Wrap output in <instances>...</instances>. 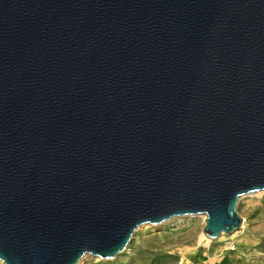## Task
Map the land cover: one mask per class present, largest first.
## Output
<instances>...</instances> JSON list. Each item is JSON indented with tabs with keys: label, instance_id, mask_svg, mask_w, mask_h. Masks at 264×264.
Here are the masks:
<instances>
[{
	"label": "water",
	"instance_id": "water-1",
	"mask_svg": "<svg viewBox=\"0 0 264 264\" xmlns=\"http://www.w3.org/2000/svg\"><path fill=\"white\" fill-rule=\"evenodd\" d=\"M262 191L264 0H0L1 264L213 241Z\"/></svg>",
	"mask_w": 264,
	"mask_h": 264
},
{
	"label": "rangeland",
	"instance_id": "rangeland-1",
	"mask_svg": "<svg viewBox=\"0 0 264 264\" xmlns=\"http://www.w3.org/2000/svg\"><path fill=\"white\" fill-rule=\"evenodd\" d=\"M236 212L242 227L230 236L202 243L203 216L174 218L140 226L113 260L85 256L78 264H264V191L240 197Z\"/></svg>",
	"mask_w": 264,
	"mask_h": 264
},
{
	"label": "bare ground",
	"instance_id": "bare-ground-1",
	"mask_svg": "<svg viewBox=\"0 0 264 264\" xmlns=\"http://www.w3.org/2000/svg\"><path fill=\"white\" fill-rule=\"evenodd\" d=\"M203 218H204V216H203ZM205 240L206 239L204 238V236H202L200 242L205 243L206 242Z\"/></svg>",
	"mask_w": 264,
	"mask_h": 264
}]
</instances>
